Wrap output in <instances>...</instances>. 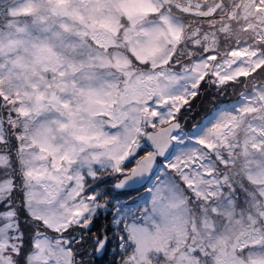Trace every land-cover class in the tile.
Wrapping results in <instances>:
<instances>
[{
  "label": "snow or ice",
  "instance_id": "obj_1",
  "mask_svg": "<svg viewBox=\"0 0 264 264\" xmlns=\"http://www.w3.org/2000/svg\"><path fill=\"white\" fill-rule=\"evenodd\" d=\"M0 264H264V0H0Z\"/></svg>",
  "mask_w": 264,
  "mask_h": 264
}]
</instances>
